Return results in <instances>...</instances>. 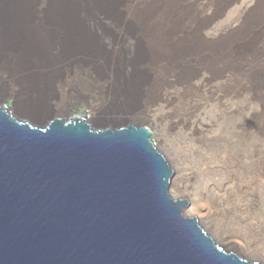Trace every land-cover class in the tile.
I'll return each mask as SVG.
<instances>
[{"label": "bare ground", "instance_id": "6f19581e", "mask_svg": "<svg viewBox=\"0 0 264 264\" xmlns=\"http://www.w3.org/2000/svg\"><path fill=\"white\" fill-rule=\"evenodd\" d=\"M209 7L216 10L214 20L223 17L232 7L239 8L238 26L230 28L229 36L217 44H210L202 35L211 23L202 29L196 21L197 14ZM126 12L133 16L132 23L125 21ZM109 18L115 22L114 32L100 23ZM98 38L110 51L124 52L119 66L122 72L113 71L112 60L97 56L103 51ZM51 50L75 52L79 61L68 76L49 82L41 89L28 83H16L19 91L12 92L15 109L0 102L1 110L12 119L37 130H45L55 119H64L65 124L83 119L93 133L110 129L115 134V131L128 129L130 124L138 131L146 129L150 133L147 140L172 171L167 193L177 202L187 200L173 197L171 185L175 171L156 147L151 130L135 123L101 124L102 111L114 103V120L129 116L152 124L155 109H168L172 113L167 120L172 126L183 127L191 136L193 134L192 138L204 143L206 138L198 128V118L207 109L214 108L221 117L224 114L237 116L236 150L231 156L233 161L243 164L239 167L251 171L249 191L253 193L259 181L264 180V0H0V56L20 60L17 55H23L22 68H29L41 61L43 64ZM97 64H104L108 74L92 80L90 69ZM0 73H3L1 67ZM113 82L121 86V95L111 88ZM80 92L90 95L83 102L96 111L95 117L51 116L65 114L78 102L75 97ZM112 92L118 95L115 99ZM120 107L123 109H118ZM96 123L100 124L94 125ZM207 142L213 144L211 140ZM196 159L197 169L204 170L208 160ZM178 178L177 175L173 188L183 193L188 184L185 178L177 182ZM237 183L235 179L229 189L234 188L239 202H245V210H251L252 204L247 199L253 198V194L235 188L239 187ZM218 198L199 213L210 231L215 228L221 237L229 235V231L216 225V207H222ZM189 205L182 207L184 219H194L185 216ZM235 209V212H243L240 204H236ZM197 227L224 254H233L249 264H263L237 254L235 249L241 250V246L239 248L231 239L219 238L224 245L217 242L198 219ZM252 233L247 234L249 239L245 244L257 255L262 251L259 249L264 240L257 226H253ZM226 246L234 250L229 251Z\"/></svg>", "mask_w": 264, "mask_h": 264}, {"label": "water", "instance_id": "95a60500", "mask_svg": "<svg viewBox=\"0 0 264 264\" xmlns=\"http://www.w3.org/2000/svg\"><path fill=\"white\" fill-rule=\"evenodd\" d=\"M149 135L37 130L0 108V264H249L182 217Z\"/></svg>", "mask_w": 264, "mask_h": 264}, {"label": "rangeland", "instance_id": "374dc122", "mask_svg": "<svg viewBox=\"0 0 264 264\" xmlns=\"http://www.w3.org/2000/svg\"><path fill=\"white\" fill-rule=\"evenodd\" d=\"M238 13L239 8L232 7L224 13L223 17L214 20L217 17L216 10L213 7L206 8L204 12H199L196 21L202 29L211 23V28L208 27L202 31L203 38L210 44H217L226 36L228 37L230 28L234 29L238 26ZM125 21L132 23L133 16L126 12ZM100 23L105 29L109 30V32H114L116 29L115 22L111 18ZM231 25L232 27H230ZM3 38L6 40L5 37ZM8 40L11 42L10 38ZM98 41L103 51L99 52L97 56L99 58L107 57L109 60H112L114 65L113 71L118 73L119 71L122 72L121 70H123V68L119 66H121V59L124 52L117 51V49L115 51H110L102 39L98 38ZM63 50H57V53L51 50L47 53V56L44 57L43 64L41 61L36 66L29 68H22L25 64L23 55H17L20 60L4 59L3 55H1L0 67L3 73H0V102L4 101L7 105L15 109L16 100L12 96V92L19 91L16 83H28L41 89L49 82H57L58 79L68 76L79 59L75 52L71 54L65 53ZM77 53L81 55V53ZM132 59L135 60V58ZM106 69L104 64H97L93 69L91 68L90 73H93L91 75L93 76L92 80L96 76L97 78L106 76L108 74ZM88 79L90 80V78ZM93 85L97 87L96 84ZM111 88L120 95L123 93L121 86L116 82H113ZM112 95L114 99L115 96H118L117 94H113V92ZM89 96L90 95L85 92H80L75 97L78 102L71 105L65 114L55 113L51 116L72 118L75 115H86L91 118L95 117L96 111L92 110V108H87L88 106L83 102L85 99H88ZM118 109L123 108L120 107ZM168 111V109H155L154 114L152 113L151 115L153 120L155 118L152 124L144 120H133L129 116H123L122 119L114 120L113 114L116 113V107L113 103V105L108 106V108L102 111L101 124L124 126L129 123H135L140 126L148 127L152 132V139L156 147L168 159L175 171L171 185L173 197L180 200H187L190 204L185 210V216L197 218L203 227L220 244L224 245L219 240L221 237L224 239H231L239 248L241 246V250L235 249L237 254L251 261L259 260L264 264V245L259 249L262 250L261 252L257 253V255H253L254 253H252V250L245 244L249 239L247 234H253V226L260 228L264 240V180L259 181L252 193V191H249V185L252 181L251 171L239 167L243 164L232 160L231 155H233L236 150L235 138L238 135V131L235 127V125L238 124L236 122L237 116L224 114V116L221 117L220 113L216 112L214 108L207 109L206 113L198 118L200 123L198 128L203 132L206 138L203 143L192 138L193 134L191 136V132L185 130L183 127L172 126L171 121L167 120V116L169 114L171 115L172 111H170V113ZM98 124L100 123L94 125ZM207 140L213 141V144L208 143ZM196 157L208 160L204 170L197 169V165H195L197 163ZM177 175L179 177L177 182H179V179L183 178L187 181L188 189L183 193H179L173 188ZM235 179L238 180L237 185L239 186L235 188H239L242 191L248 190L253 194V198L249 197V199H247V201L252 204L249 203L251 205V210H245V202H239V196L235 193L236 190L234 191V188L229 189ZM217 196L219 197L218 203L222 204V207H216V225L217 227H223L225 230L229 231V235H223L221 237L215 228V231H210L204 224L202 216L199 213V210L206 211L207 205H211ZM236 204L237 206L240 204L243 212H235ZM232 215H235V217L233 218ZM243 234L244 236L247 235V237H244ZM226 248L230 249L229 251L234 250L227 246Z\"/></svg>", "mask_w": 264, "mask_h": 264}]
</instances>
